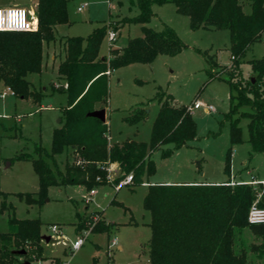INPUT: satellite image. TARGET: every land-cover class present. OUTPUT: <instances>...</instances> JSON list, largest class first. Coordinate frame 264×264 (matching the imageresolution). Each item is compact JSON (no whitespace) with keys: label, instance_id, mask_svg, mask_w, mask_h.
I'll list each match as a JSON object with an SVG mask.
<instances>
[{"label":"trees","instance_id":"16d2710c","mask_svg":"<svg viewBox=\"0 0 264 264\" xmlns=\"http://www.w3.org/2000/svg\"><path fill=\"white\" fill-rule=\"evenodd\" d=\"M67 2L38 0L35 32H0V82L13 95L23 99L32 96L35 103L40 101L39 96L30 92L26 76L40 73L43 45L55 41L56 26L68 23ZM129 3L137 8L138 14L123 18L122 26L140 24L142 36L129 39L124 47H112L108 56L99 57L100 44L109 30L107 25L95 28L86 39L65 40L64 58L56 72L62 87L53 88L67 98V105L62 108V125L54 129L49 151L36 146V157L28 153L16 157L30 161L38 177L37 199L30 194L16 195L27 205L39 204L49 187L83 186L90 192L95 187L107 185V169L112 164L120 171L115 184L131 175L132 183L128 186L143 185V179L155 172L151 159L155 151L171 146L161 152L162 158H168L173 151L197 138L191 112L186 107L172 105L170 95L164 99L159 93L155 96L159 110L148 143L124 141L109 145L105 123L87 117L91 112L104 110L102 105L107 102L112 72L133 64H151L157 56L173 57L186 48L170 27L162 24L160 30H153L147 26L154 17L153 4L174 5L177 14L189 19L191 31L229 32L230 67L223 70L221 76H226L234 92L229 97L231 106L226 117L230 144L243 142L239 124L241 119H246L251 154L264 155V58L247 61L252 76L246 80L241 75L246 51L259 42L264 33V0H248L247 14L240 0H129ZM197 52L210 68V79H214L211 73L216 67L213 56L206 51ZM241 107L248 110L232 119ZM146 116L147 111L141 105L132 109L124 121L136 125ZM68 152L70 162L64 164L63 170L58 169L54 157ZM230 163L229 149L223 168L228 177ZM260 191L245 183L231 186L229 179L221 184L149 185L142 204L149 214L147 264H264V224L250 225L247 221L253 203L257 201L258 207L264 209V185ZM3 209L2 206L0 212ZM95 216L98 217L96 221ZM8 227V232L0 233V264L44 261L39 220L11 218ZM111 227L105 224L100 212H93L76 231L90 228L91 233H108ZM246 231L259 243H248L244 236ZM15 251H25V255H15Z\"/></svg>","mask_w":264,"mask_h":264},{"label":"rangeland","instance_id":"374dc122","mask_svg":"<svg viewBox=\"0 0 264 264\" xmlns=\"http://www.w3.org/2000/svg\"><path fill=\"white\" fill-rule=\"evenodd\" d=\"M240 2L243 12L249 13L248 0ZM84 4L87 7L78 12L77 9ZM151 10L154 17L147 26L153 30H160L162 24L170 27L186 48L176 56H157L151 64H133L111 73L107 102L102 105L106 114L108 144L124 141L149 142L152 124L159 110L155 99L157 93L162 99L170 95L175 107L188 108L199 101L212 106L214 111L206 113L201 108L191 112L197 138L188 142L187 146L173 151L168 158H162L161 152L171 149V146H163L155 151L151 157L155 172L143 179L145 184L188 181L221 183L229 179L231 186L249 183L260 191L264 185V155L251 154L247 142L246 119H241L239 124L243 142L231 145L229 140V121L226 117L231 106L229 97L234 92L230 90L226 76H221L230 67L229 32L202 29L191 31L189 19L177 14L172 4H153ZM137 14V8L130 5L129 0H68V23L56 26L55 41L49 47L43 45L40 73L26 76L30 92L39 96L40 101L35 103L32 96L23 99L12 95L0 82V94L7 93L5 98H0V209L4 207L0 212V233L8 232V220L11 218L39 220L41 238H50L49 242L41 239L44 257L42 262L148 263L146 249L150 238L149 214L142 205L147 187L123 186L115 190V181L120 177L117 165L109 166L108 184L93 188L94 195H90L83 186L65 185L49 187L39 204L27 205L16 196L30 194L37 199L39 190L38 177L31 162L17 160L16 157L21 153L36 157V146L49 151L52 133L54 129L60 128L64 120L62 108L67 105L66 95L53 88L62 87L56 72L58 64L64 58L65 40L76 37L86 39L92 30L107 25L109 30L117 34V38L110 44L106 35L101 42L99 57H106L110 48H122L129 39L142 36L140 24L122 26L121 23L123 18H133ZM197 51H206L213 56L216 67L211 73L215 76L214 79H210V68ZM261 58H264V33L259 42L249 47L242 59L244 63L241 75L244 79L252 76L246 62ZM141 105L147 111L145 120L136 125L127 124L124 118L132 109ZM247 110L248 108L241 107L231 118L235 119L242 111ZM229 149L230 177L223 171ZM54 162L58 169L63 170L64 164L70 162V152L55 156ZM93 212H100L105 224L112 226L108 233H91L90 228L76 231L77 226ZM97 219L95 216L94 220ZM53 225L59 229L56 235L51 232ZM86 232L89 234L83 245L76 251H70L74 241L85 236ZM244 236L248 243H259L248 231ZM113 240L121 244V251L112 245ZM39 261L41 260H34L33 263Z\"/></svg>","mask_w":264,"mask_h":264},{"label":"built area","instance_id":"2783aa9c","mask_svg":"<svg viewBox=\"0 0 264 264\" xmlns=\"http://www.w3.org/2000/svg\"><path fill=\"white\" fill-rule=\"evenodd\" d=\"M87 5L84 4L82 7L78 8L77 11L81 12L84 8H86ZM37 30V21L36 19L24 8L22 7H6V8H0V32H14V33H23V32H35ZM107 37L110 42V44H113L116 41L117 34L112 31L108 30ZM66 88V85L63 86ZM7 92L11 93L10 89L7 88ZM7 95L6 92H3L0 94V98L3 99ZM13 95V94H12ZM204 109L206 113H211L214 111V108L209 105H204L199 101H195L193 105L188 107V110L192 112L193 110L198 109ZM109 167L107 169V176L106 179L109 182ZM132 183V176L128 175L124 179L120 180L115 186V190H118L119 188L123 186H128ZM251 184H254L251 183ZM90 195L95 194V190H91L89 192ZM247 221L250 225H262L264 224V209L258 207L257 201L253 203V205L250 207ZM52 234H58L59 229L57 226L53 225L51 227ZM86 235L80 238H77L76 241L72 244L70 247V251H76L78 250L84 243V240L88 237L89 232L85 233ZM115 244V241H112V245ZM33 264H51V263H45L42 261L34 262ZM54 264V263H53ZM68 264V263H64Z\"/></svg>","mask_w":264,"mask_h":264},{"label":"crops","instance_id":"0c3cea01","mask_svg":"<svg viewBox=\"0 0 264 264\" xmlns=\"http://www.w3.org/2000/svg\"><path fill=\"white\" fill-rule=\"evenodd\" d=\"M37 4H38V0H0V8H4L2 6H5V8L7 6L8 7L9 6H12V7H22L24 9H26L34 18H35V12H36V9H37ZM47 47H49V44L47 45ZM110 145H112V144H110ZM221 183H224V182H221ZM221 183H210V182H203V181H188V182H171L169 184L179 185V184H221ZM154 184H168V183H164V182L148 183L147 182V184H143V185H145L146 187H148L149 185H154ZM113 241H115L114 246L116 247V249L118 251H121L122 250L121 244H118L116 242V240H113ZM146 261L148 262V259Z\"/></svg>","mask_w":264,"mask_h":264},{"label":"water","instance_id":"95a60500","mask_svg":"<svg viewBox=\"0 0 264 264\" xmlns=\"http://www.w3.org/2000/svg\"><path fill=\"white\" fill-rule=\"evenodd\" d=\"M253 81V79H252ZM105 110H98V111H94L91 112L89 114H87L88 118H93V119H97L98 121H100L101 123H105ZM197 167H199V164H197ZM43 240H45L46 242L50 241L49 237H43L41 238ZM15 255L18 256H24L25 255V251H15L13 252ZM23 264H30L29 262H24Z\"/></svg>","mask_w":264,"mask_h":264}]
</instances>
